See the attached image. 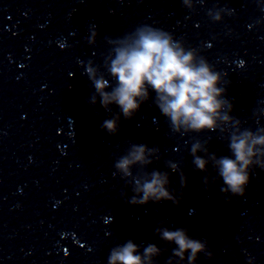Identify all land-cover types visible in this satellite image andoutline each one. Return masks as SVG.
<instances>
[{
    "label": "clouds",
    "instance_id": "clouds-1",
    "mask_svg": "<svg viewBox=\"0 0 264 264\" xmlns=\"http://www.w3.org/2000/svg\"><path fill=\"white\" fill-rule=\"evenodd\" d=\"M182 3L192 7L189 0H182ZM208 15L216 22L223 19L220 10L215 13L210 10ZM97 35V31L93 30L88 43L95 44ZM111 43L113 48L105 57L103 67L111 81H115L114 84L92 62L86 67V74L95 90L91 104L95 105L99 98L106 111H112L110 105L119 109L112 118L102 123V129L115 135L119 131L121 115L124 119H132L141 105L150 99L149 89L155 93L154 103L170 121L175 133L228 131L227 126H230V155L218 157L200 141L191 145L190 155L192 164L199 171L207 172V165H212L223 180L222 193L243 196L250 182L251 170L255 167L264 169V128L241 130L240 120L231 115L233 105L226 98L221 73L199 55L197 49L185 48L183 42L162 29L143 25ZM260 112L264 113V109ZM159 151L158 147L131 143L126 154L116 160L113 174L119 173L134 193L128 200L130 204L145 205L168 200L179 203L169 187L170 173H180L182 183L186 182L177 163L166 162L170 172L145 171L148 165L159 159ZM199 152L204 155H198ZM133 166L138 167L136 174ZM205 185H208L207 176ZM159 223L161 226L156 228V234L166 244L176 246L168 264L184 261L186 254L188 264H195L201 253L212 258L207 240L192 239L184 228L173 231L164 227L163 221ZM161 254L162 249L154 243L145 247L129 239L110 250L108 264H155L153 257Z\"/></svg>",
    "mask_w": 264,
    "mask_h": 264
}]
</instances>
